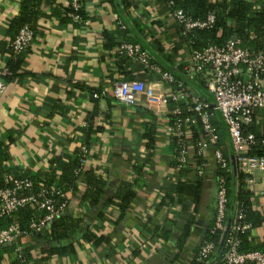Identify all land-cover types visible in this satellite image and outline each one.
<instances>
[{
	"label": "crops",
	"instance_id": "1",
	"mask_svg": "<svg viewBox=\"0 0 264 264\" xmlns=\"http://www.w3.org/2000/svg\"><path fill=\"white\" fill-rule=\"evenodd\" d=\"M23 1L0 0V71L12 59L10 22L19 16ZM171 1L83 0L85 25L63 23L66 0L41 4L32 45L20 55L21 67L0 93V151L7 152V158L0 157V164L4 169L46 179L54 159L69 161L83 144L90 155L87 167L95 169L106 196L96 205L81 200L79 192L86 187L81 179L79 192L65 212L77 221L74 233L56 243L72 241L74 252L46 257L44 251L55 242L26 236L21 243L32 256V264H189L200 249L214 217L216 184L211 154L204 153L200 160L207 171L200 180L191 171L174 168L175 141L167 131V116L153 112L143 94L136 96L132 106L111 95L113 82L122 78L152 82L160 94L158 74L148 73L139 63L117 54L116 47L124 40H145L149 46L158 42L162 50L151 45L154 52L162 59L171 57L174 66L185 72L191 51L172 18ZM248 1L264 13V0ZM120 21L130 27L125 38ZM106 34L114 39L112 47L105 45ZM192 78L201 80L211 97L208 76L199 73ZM102 89L107 95L92 97ZM186 91L194 94L193 89ZM182 103L189 104L190 97ZM175 104L165 105L166 111ZM216 119L222 126L219 115ZM254 119L256 130L264 131V107L255 110ZM88 127L91 140L85 144L82 130ZM148 131H152L151 140L146 137ZM221 135L219 145L225 149L221 151L232 159L226 129ZM254 177L258 188H264V173L256 171ZM126 183L135 197L122 213L117 192ZM179 184L183 185L182 194L172 190ZM252 208L261 216V223L251 229L252 243L264 250V195L253 198ZM189 220L190 231L184 240L181 236ZM77 232L103 240L96 243L95 238L77 237ZM3 248L0 264H10L16 257L15 245Z\"/></svg>",
	"mask_w": 264,
	"mask_h": 264
},
{
	"label": "built area",
	"instance_id": "2",
	"mask_svg": "<svg viewBox=\"0 0 264 264\" xmlns=\"http://www.w3.org/2000/svg\"><path fill=\"white\" fill-rule=\"evenodd\" d=\"M170 4H173V1ZM84 6L83 0H71L74 11ZM73 18L83 22V25L87 23V20L82 21L78 15H73ZM172 18L185 35L194 29L211 27L215 15L209 13L204 19H192L182 9H175L172 11ZM119 23L125 28L123 22ZM33 37L34 31L24 25L10 40L8 47L14 53H21L31 47ZM251 38H254L253 33ZM116 52L129 61L139 63L146 72L159 75L160 94L156 93L157 87L152 82L122 78L113 82L111 95L118 102L132 106L136 102V96L143 94L153 112L167 116V131L175 141L173 167L191 171L196 179H202L207 175V171L206 165L200 163V160L204 153L211 154L215 166L212 178L216 184L213 229L224 232L228 224V186L225 177L218 172L223 169L230 170L232 159L226 157L219 148L220 136L213 119L219 115L224 124L231 140L236 171L243 174L246 189L251 192L253 198L264 195V188H258L254 177L256 171L264 173V156L248 153L256 138L253 133L243 132L244 126L253 123V112L264 107V54L243 47L242 40L238 37H230L222 45L208 44L200 50L191 51L185 73L190 78L199 73L208 76L207 87L212 96V100L208 101L192 92L188 93L180 88V85H175L173 75L154 64L151 54L142 48L140 43L122 41L117 45ZM10 74L7 67L0 71V93L7 87L3 77ZM104 95H107L105 89L92 93L95 99ZM189 97L188 115L183 116L181 108L177 105L166 111L165 105L169 102L182 103ZM198 121L201 128L197 130L198 138L195 140L193 125ZM77 150L86 158L85 161H88L87 147L82 144ZM3 180L9 186L0 187V218L26 207L43 211L30 221L28 231L21 229L15 222L0 228V247L15 245L16 257L24 261L21 238L30 232L43 230L55 221L68 210L70 201L57 205L52 198L54 192H50L41 181L38 182L39 190L31 191L33 181L29 177L19 179L7 174ZM243 217L242 209L237 208L228 231L224 234L221 264H264V250H240L241 241L238 235L251 226L242 221ZM216 248L214 243L204 242L200 246L197 261L207 263L209 255L215 252Z\"/></svg>",
	"mask_w": 264,
	"mask_h": 264
},
{
	"label": "trees",
	"instance_id": "3",
	"mask_svg": "<svg viewBox=\"0 0 264 264\" xmlns=\"http://www.w3.org/2000/svg\"><path fill=\"white\" fill-rule=\"evenodd\" d=\"M46 1L47 0H24L22 2L19 16L12 19L10 22L13 33L11 36L12 39L18 33L19 29L24 25H28L33 30L34 24L40 16V6ZM66 1L67 4L64 7L63 11V23L83 25V22L76 21L73 18V15H78L82 19V21L87 20V15L84 7H82L78 11H74V9L71 7V0ZM122 2L126 3V0H122ZM170 9L171 11L175 9H182L186 13V15L192 19H204L209 13H214L215 19L211 27L204 29H194L184 35L186 43L191 51L200 50L208 44L222 45L228 38L238 37L242 40L243 47L249 48L250 50L259 51L264 54V13L259 9H256L253 2H250L248 0H221L217 2H212L210 0H173V4H170ZM129 28L130 27L128 25V22L125 23V28H123V30L121 31L123 34V38H125L126 34L129 32ZM251 33L254 34V38H251ZM105 38V45L107 47H112L115 44L114 39L110 36V34H106ZM134 42L140 43L142 48L146 49L151 54L154 64H157L162 69L173 75L175 79V85H180V88H183L185 90H188V88L193 89L194 94L199 96L200 98L208 101L212 100V96H209V93L206 91V87L201 80H198L197 78H190L185 72L182 71L181 66L175 67L171 57L162 59L154 52L152 48H155V50L158 52H161L162 50L158 42L152 41L150 46L145 42V40H137ZM5 49L7 51V48ZM28 50L29 49H27L26 51ZM26 51L13 56L14 52L12 50H9V53L12 54V59L8 61L7 68L10 70L11 74L3 77L6 82H8L9 79H12L16 75L17 69L22 65L20 55H22ZM175 105L181 108L183 116L188 115L187 108L189 107V104L177 103ZM254 112L253 123L251 125L244 126L243 132L245 134L253 133L256 138L255 143L250 146L248 153L251 155L264 156V131L258 132L256 130V125L254 123ZM216 118L213 119V124L218 130L220 139H222V130L225 131V128L223 127L224 124L221 126L222 123L220 124L219 122H217ZM199 128H201V123L198 121L195 125H193V139L195 140L198 138L197 130H199ZM82 131L83 141L85 144H87L91 140V128L88 127L86 129H83ZM151 135L152 131H148L146 133V137L149 140L152 139ZM220 142L221 140H219V144ZM219 148L220 150L225 151L222 145H219ZM0 157L7 158V152L4 150L0 151ZM70 157L71 159L67 162H63L60 160L56 161L54 159V166L52 167L51 172L48 174V177H46V179L41 178L38 174H30L25 172L21 173L11 169H4L0 164V187L9 186V184L5 183L3 180L4 176L7 174H11L19 179L29 177V179L33 181L31 191H38V182L41 181V183L50 192H54L52 198L55 199L57 205H60L63 202L71 201L73 195L79 192L78 182L83 179L86 187L82 192H79L81 200L87 199L93 205L98 204L106 196L104 184L102 183L100 178L97 177L94 171L95 169H90L89 167H87V161H85L86 158H83L79 150H76L73 153V156ZM218 173L222 174L225 177L228 186L229 202L226 217L227 223L230 224V221H232L233 215L238 208L242 209L244 215L242 221L248 222L251 225L249 229H246L238 235L241 241L240 250L249 251L253 249H259L258 246H254L252 243L251 229L261 223V216L252 208L253 196L251 192L245 187V183L243 182V174L237 173L236 171V191L235 193H233L232 169H223ZM172 190H175V192H177L178 194H182L183 185L179 184L177 186H174ZM57 191H59L58 194ZM117 196L120 199L119 208L121 212L124 213L135 197V194L131 191V185L129 183L124 184V186L118 190ZM198 200L199 194L197 193L196 203ZM42 212L43 211H36L32 207L18 209L13 214L6 215L0 218V228H4L10 223L15 222L21 229L28 231L30 221L34 219L36 215H41ZM76 224L77 221L70 220L65 216L64 213L51 224H48L43 229V234L30 232L24 237L33 236L42 240H45L47 237L51 238L50 241H54L55 244L44 251L46 253V257L53 254L65 255L67 253L74 252L75 249L72 246V241L68 244L59 245L56 243L59 240L63 241L70 238L71 234L74 233L73 231ZM190 224L191 220H189V222L185 225L184 231L181 236V238H183L184 240L186 239V237H188ZM76 234L77 237H82L84 239L95 238L96 243H99L103 240L102 237H94L88 232H77ZM224 236V232L213 229L212 222L211 226L206 230L204 234L202 244L204 242H212L216 245L217 248L215 252L209 255L207 263L205 264H221L224 251ZM181 238L179 240L183 242V239L181 240ZM3 247H0V251L4 249ZM23 255L25 257L24 261L15 257L12 262H10V264L33 263L32 256L28 252H26L25 247H23ZM198 255L199 250L193 258L191 264H203L200 261H197L196 258ZM1 259L2 257L0 254V260Z\"/></svg>",
	"mask_w": 264,
	"mask_h": 264
},
{
	"label": "water",
	"instance_id": "4",
	"mask_svg": "<svg viewBox=\"0 0 264 264\" xmlns=\"http://www.w3.org/2000/svg\"><path fill=\"white\" fill-rule=\"evenodd\" d=\"M231 169H232V191L233 193H235L236 191V163L233 158L231 161ZM228 228H229V223L227 224L225 228L224 234L228 231Z\"/></svg>",
	"mask_w": 264,
	"mask_h": 264
}]
</instances>
